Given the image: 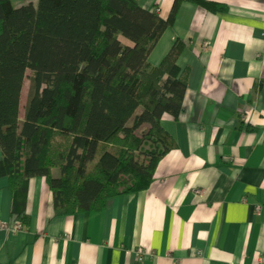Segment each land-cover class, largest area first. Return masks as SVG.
Instances as JSON below:
<instances>
[{"label": "crops", "instance_id": "0c3cea01", "mask_svg": "<svg viewBox=\"0 0 264 264\" xmlns=\"http://www.w3.org/2000/svg\"><path fill=\"white\" fill-rule=\"evenodd\" d=\"M138 1L163 18L174 3ZM211 1L227 10L183 2L149 58L158 65L182 39L178 63L190 70L183 112L162 119L177 148L152 185L100 211L63 215L33 177L30 223L16 229L1 177L0 264H264V0Z\"/></svg>", "mask_w": 264, "mask_h": 264}, {"label": "trees", "instance_id": "16d2710c", "mask_svg": "<svg viewBox=\"0 0 264 264\" xmlns=\"http://www.w3.org/2000/svg\"><path fill=\"white\" fill-rule=\"evenodd\" d=\"M14 1L0 0V178H8L12 213L29 226L33 177L45 180L63 215L148 189L177 148L162 119L180 117L190 76L178 63L182 39L158 65L151 52L183 2L210 12L227 5L174 0L163 18L138 0Z\"/></svg>", "mask_w": 264, "mask_h": 264}, {"label": "rangeland", "instance_id": "374dc122", "mask_svg": "<svg viewBox=\"0 0 264 264\" xmlns=\"http://www.w3.org/2000/svg\"><path fill=\"white\" fill-rule=\"evenodd\" d=\"M25 2V0L23 1V0H15L14 1V4H15V6H21V5H23V3ZM30 74V71H28V75ZM29 85H30V81H29V78H28V76L26 77V80H25V86H24V91H23V103L25 104V98L27 99V94H28V89H29ZM22 103V108H23V106H24V104Z\"/></svg>", "mask_w": 264, "mask_h": 264}, {"label": "built area", "instance_id": "2783aa9c", "mask_svg": "<svg viewBox=\"0 0 264 264\" xmlns=\"http://www.w3.org/2000/svg\"><path fill=\"white\" fill-rule=\"evenodd\" d=\"M157 11V10H156ZM196 193H201V190H196ZM259 210V208H257V211ZM15 228L16 229H21V228H23V224H22V222L21 221H18L17 223H16V225H15ZM144 259V254H142V253H139V260L140 261H142Z\"/></svg>", "mask_w": 264, "mask_h": 264}]
</instances>
